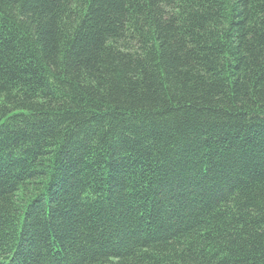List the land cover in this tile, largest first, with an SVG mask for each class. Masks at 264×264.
<instances>
[{"label": "trees", "instance_id": "obj_1", "mask_svg": "<svg viewBox=\"0 0 264 264\" xmlns=\"http://www.w3.org/2000/svg\"><path fill=\"white\" fill-rule=\"evenodd\" d=\"M0 264H264V0H0Z\"/></svg>", "mask_w": 264, "mask_h": 264}]
</instances>
